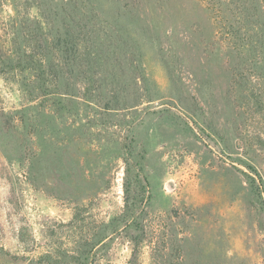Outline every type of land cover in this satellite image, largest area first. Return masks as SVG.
Returning <instances> with one entry per match:
<instances>
[{"label": "rangeland", "instance_id": "obj_1", "mask_svg": "<svg viewBox=\"0 0 264 264\" xmlns=\"http://www.w3.org/2000/svg\"><path fill=\"white\" fill-rule=\"evenodd\" d=\"M50 1L0 0V64L48 6L80 40L49 91L0 76V264H264V0L232 34L197 0Z\"/></svg>", "mask_w": 264, "mask_h": 264}, {"label": "trees", "instance_id": "obj_2", "mask_svg": "<svg viewBox=\"0 0 264 264\" xmlns=\"http://www.w3.org/2000/svg\"><path fill=\"white\" fill-rule=\"evenodd\" d=\"M199 3L203 4L205 8L214 15L215 22L222 28L224 23L227 28L230 30V33H236L235 24L239 21L240 17L243 16L245 24L249 23V20L256 13H260L261 8L258 5L257 0H197ZM50 2H56L52 0ZM62 7H59L61 13H65V6H70L69 0H61ZM46 14L48 18L49 34L48 38L44 41L42 45L28 46V47H18L15 48L11 44L7 46L3 55V60L0 64V76L7 75L8 77L22 76L24 74H29L32 72H37L39 74V80L42 83V90L49 91L47 83L51 84L53 81L57 80V75L59 73L60 65L57 60H60L62 48H75L76 45L80 42L79 38L71 33L70 28L72 25H68L65 29L61 28L58 24L60 19H58L59 12L54 11L52 6L46 8ZM66 14V13H65ZM63 19H61L62 21ZM223 29V28H222ZM66 30L65 33L63 31ZM37 40L38 38H34ZM89 41V40H88ZM5 69H10L8 72ZM49 76L52 77L49 78ZM139 155V154H138ZM144 156L141 155L139 161L137 162L138 176L143 173V164ZM128 176L131 173V167L127 169ZM125 213H124V222L125 225L129 228L140 229L141 228V215L137 213V209L134 204L129 203V193L131 186L128 182L125 183ZM140 189L142 187L139 185ZM140 201V200H139ZM142 212H145V207H141ZM123 224V223H121ZM124 225V224H123ZM119 227L116 229L118 230ZM108 238L106 233H101V236L98 237L95 242H93L92 249L99 247L103 244Z\"/></svg>", "mask_w": 264, "mask_h": 264}]
</instances>
